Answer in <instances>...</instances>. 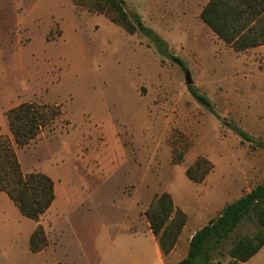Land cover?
I'll return each instance as SVG.
<instances>
[{"label": "rangeland", "instance_id": "374dc122", "mask_svg": "<svg viewBox=\"0 0 264 264\" xmlns=\"http://www.w3.org/2000/svg\"><path fill=\"white\" fill-rule=\"evenodd\" d=\"M206 2L124 0L163 41L160 51L153 37L71 0H0V135L11 136L6 111L21 102L62 112L30 143L14 144L22 171L50 176L56 196L35 220L0 191V264H174L192 231L262 183L264 46L226 45L199 17ZM180 133L190 146L173 164L171 140ZM198 156L213 163L202 182L185 173ZM164 191L188 221L166 257L144 215ZM38 225L48 245L33 253ZM257 227L254 218L242 221L213 259L228 264L232 241ZM240 264H264V246Z\"/></svg>", "mask_w": 264, "mask_h": 264}, {"label": "trees", "instance_id": "16d2710c", "mask_svg": "<svg viewBox=\"0 0 264 264\" xmlns=\"http://www.w3.org/2000/svg\"><path fill=\"white\" fill-rule=\"evenodd\" d=\"M76 6L105 15L112 23L128 33L142 32L153 37L162 51L163 41L138 15L130 16L124 0H71ZM200 19L226 45L235 51H246L264 46V0H208L199 13ZM170 58L184 67L182 60ZM194 98L206 107L210 100L192 86H188ZM57 104L35 101L21 102L6 111L11 136L0 135V191L7 194L19 212L38 220L55 199L54 181L39 171L23 172L16 155L18 147L34 140L44 128L61 115ZM231 129L243 140L252 141L251 136L237 126ZM190 146L183 135H173L171 140L173 164L180 163ZM264 148V144H260ZM213 169V163L198 156L185 173L194 182H202ZM149 229L156 239L163 257L172 252L187 222V214L174 203L169 192L155 194L144 210ZM254 218L256 231L235 238L227 250L228 264H240L254 256L264 246V180L239 198L226 203L220 213L196 230L190 238L186 255L174 264H223L213 259V253L230 238L232 231L245 219ZM48 245L46 232L38 225L30 234L29 250L33 253Z\"/></svg>", "mask_w": 264, "mask_h": 264}, {"label": "crops", "instance_id": "0c3cea01", "mask_svg": "<svg viewBox=\"0 0 264 264\" xmlns=\"http://www.w3.org/2000/svg\"><path fill=\"white\" fill-rule=\"evenodd\" d=\"M208 1V0H207ZM210 29V28H209ZM259 47V46H258ZM55 189V188H54ZM188 222V221H187ZM187 224V223H186ZM186 224H185V226H184V228H183V230H182V232H181V234L184 232V230H185V228H186ZM195 231H192L189 235H188V242L190 241V238H191V236L193 235V233H194ZM180 234V235H181ZM153 235V234H152ZM179 239H180V236H179V238H178V241H179ZM178 241H177V243H178ZM177 245V244H176ZM176 245H175V247H176ZM175 247H174V249H175ZM159 249V248H158ZM174 249L172 250V252L174 251ZM171 252V253H172ZM161 253V252H160ZM177 262V261H176Z\"/></svg>", "mask_w": 264, "mask_h": 264}, {"label": "water", "instance_id": "95a60500", "mask_svg": "<svg viewBox=\"0 0 264 264\" xmlns=\"http://www.w3.org/2000/svg\"><path fill=\"white\" fill-rule=\"evenodd\" d=\"M185 82H186L187 85L192 84V79L190 77L189 72H186V74H185Z\"/></svg>", "mask_w": 264, "mask_h": 264}]
</instances>
